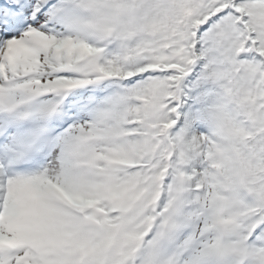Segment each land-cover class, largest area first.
I'll return each mask as SVG.
<instances>
[{
  "label": "snow or ice",
  "instance_id": "1",
  "mask_svg": "<svg viewBox=\"0 0 264 264\" xmlns=\"http://www.w3.org/2000/svg\"><path fill=\"white\" fill-rule=\"evenodd\" d=\"M0 264H264V0H0Z\"/></svg>",
  "mask_w": 264,
  "mask_h": 264
}]
</instances>
